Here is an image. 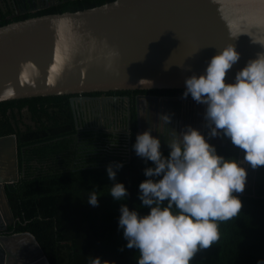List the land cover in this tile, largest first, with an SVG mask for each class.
<instances>
[{"label":"water","instance_id":"obj_1","mask_svg":"<svg viewBox=\"0 0 264 264\" xmlns=\"http://www.w3.org/2000/svg\"><path fill=\"white\" fill-rule=\"evenodd\" d=\"M230 45L240 59L229 81L264 52V0H113L16 20L0 25V102L72 94L79 95L72 98L77 110L90 99L81 97L85 93L185 89L186 77L202 73ZM163 99L157 97L168 109L181 106L195 114L206 108L192 97ZM11 162L14 176H0V231L15 221L5 186L19 180L17 137L0 136V170ZM0 245V264H51L31 232L6 230ZM10 254L37 255L23 261Z\"/></svg>","mask_w":264,"mask_h":264},{"label":"trees","instance_id":"obj_2","mask_svg":"<svg viewBox=\"0 0 264 264\" xmlns=\"http://www.w3.org/2000/svg\"><path fill=\"white\" fill-rule=\"evenodd\" d=\"M109 1L113 0H85L83 4L75 1V7L60 12ZM13 12L0 5V25L42 15L8 17ZM132 91L148 90L105 93ZM95 93L102 92L91 94ZM71 96L0 102V136L16 134L22 170L19 180L6 187L15 216L9 232H31L51 264H92L96 256L115 264H137L140 253L126 247L118 219L121 203L137 207L141 214L149 211L140 205L138 193L140 182L146 179L144 169L152 166V162L137 156L133 149L138 133L135 121L130 131L81 129L75 121ZM226 139L220 135L210 143L218 153L242 160L243 150L230 140L225 142ZM161 151L167 156L169 148ZM117 162H122L123 167L117 170L113 181L106 169ZM247 169L248 182L238 194L243 203L241 211L233 219L220 223V239L198 252L192 264H258L264 260V166L247 165ZM115 182L124 183L128 190L126 200L116 201L109 194ZM92 192L99 196L98 206L87 202Z\"/></svg>","mask_w":264,"mask_h":264},{"label":"clouds","instance_id":"obj_3","mask_svg":"<svg viewBox=\"0 0 264 264\" xmlns=\"http://www.w3.org/2000/svg\"><path fill=\"white\" fill-rule=\"evenodd\" d=\"M239 59L235 46L224 47L202 73L185 78L182 96L190 95L206 106L209 136L230 139L243 150L242 160L218 153L205 134L190 125L182 137L167 142V156L152 131L136 135V155L152 162L144 169L146 179L140 182L138 193L140 205L149 211L141 214L137 207L121 203L118 227L123 229L126 247L139 251L137 264H192L198 252L220 239V223L241 211L238 194L244 191L248 175L243 163L252 168L264 166V52L240 68L234 80H227ZM122 167V162L110 163L109 179L115 181ZM109 194L124 201L128 190L123 182H115ZM98 197L92 192L87 202L98 206ZM92 264L115 262L96 256Z\"/></svg>","mask_w":264,"mask_h":264},{"label":"flooded vegetation","instance_id":"obj_4","mask_svg":"<svg viewBox=\"0 0 264 264\" xmlns=\"http://www.w3.org/2000/svg\"><path fill=\"white\" fill-rule=\"evenodd\" d=\"M79 1L81 4L85 0H0V5L3 8H9L15 12L8 15V17H14L15 15H36V14H52L58 13L62 9H68L75 7L73 2ZM96 1V0H94ZM6 10V9H5ZM64 12V11H63ZM148 90V89H145ZM148 91L143 92H126L125 94H91L85 93L81 97L90 98L86 102H82L77 110L73 112L77 126L81 129H104L115 131H130L131 124L135 121L138 127V133H140L139 122L142 126V132L146 129L153 132V135L158 136L161 140V146H168L167 142H170L174 138L182 137L183 130L187 126L196 127L209 136L210 128L205 124V108H201L199 112L192 114L190 110H184L180 106V110L168 109L157 100L159 98L170 97H183L182 89H160V91ZM79 95H72L70 101L72 104V98ZM110 96L111 98L104 101L102 97ZM188 97H191L190 95ZM163 99V101L165 100ZM140 102V116L138 114L137 102ZM136 120H133V118ZM170 117L169 123L166 121V117ZM193 120V121H192ZM31 120H28L30 123ZM8 135H16L15 133ZM17 137V136H16ZM213 137V136H212ZM216 138V139H215ZM218 136H214L212 141H217ZM230 139H226L227 142ZM244 154V153H243ZM243 159V157H242ZM17 173L20 175L22 170L19 165L18 147H17ZM14 167L11 162L7 166L5 172L0 170V176H6L11 178L14 176ZM17 181L7 183L5 188ZM1 216V213H0ZM14 223V222H13ZM9 232L7 227L6 229ZM1 230L0 233L6 232ZM32 247L31 240H27ZM1 248V245H0ZM37 251V250H36ZM7 255V254H6ZM11 259H19L27 261L37 254H10ZM2 254H0V259Z\"/></svg>","mask_w":264,"mask_h":264},{"label":"rangeland","instance_id":"obj_5","mask_svg":"<svg viewBox=\"0 0 264 264\" xmlns=\"http://www.w3.org/2000/svg\"><path fill=\"white\" fill-rule=\"evenodd\" d=\"M244 155V154H243ZM243 163V162H242ZM243 165H245L246 166V169H247V165L248 164H246V163H243ZM248 167H249V165H248ZM247 171H248V169H247ZM247 182H248V180H247Z\"/></svg>","mask_w":264,"mask_h":264}]
</instances>
